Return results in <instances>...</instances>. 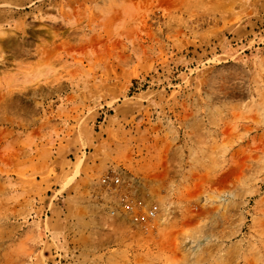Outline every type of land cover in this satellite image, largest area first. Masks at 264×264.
Returning a JSON list of instances; mask_svg holds the SVG:
<instances>
[{
	"label": "rangeland",
	"instance_id": "374dc122",
	"mask_svg": "<svg viewBox=\"0 0 264 264\" xmlns=\"http://www.w3.org/2000/svg\"><path fill=\"white\" fill-rule=\"evenodd\" d=\"M0 264H264V0H0Z\"/></svg>",
	"mask_w": 264,
	"mask_h": 264
},
{
	"label": "built area",
	"instance_id": "2783aa9c",
	"mask_svg": "<svg viewBox=\"0 0 264 264\" xmlns=\"http://www.w3.org/2000/svg\"><path fill=\"white\" fill-rule=\"evenodd\" d=\"M118 180L117 179H115V182H117Z\"/></svg>",
	"mask_w": 264,
	"mask_h": 264
}]
</instances>
